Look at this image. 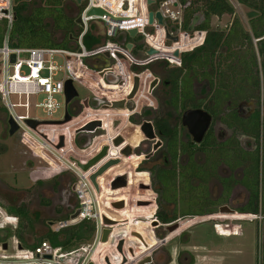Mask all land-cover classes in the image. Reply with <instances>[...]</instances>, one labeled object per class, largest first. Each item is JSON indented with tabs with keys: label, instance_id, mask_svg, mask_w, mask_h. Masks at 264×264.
<instances>
[{
	"label": "rangeland",
	"instance_id": "obj_1",
	"mask_svg": "<svg viewBox=\"0 0 264 264\" xmlns=\"http://www.w3.org/2000/svg\"><path fill=\"white\" fill-rule=\"evenodd\" d=\"M70 8H68L69 13L71 15H76L77 9L73 7L72 10H70ZM234 10V14L225 13L221 17L212 16V26L217 29L226 30L230 26L231 21L237 17L246 28H249L248 17L246 16V12L249 11V9L236 3L234 5ZM200 19L201 17H199L197 21ZM76 30L77 27L74 30V34ZM173 30L177 31L176 28H173ZM189 31L190 33L192 32V30ZM56 36L60 39V33H57ZM252 40L256 52L257 63L259 64L257 71H259L261 79H263L260 66L261 56L258 51V45L255 39ZM192 43L193 41L190 38H186L183 34L180 41L178 40L174 46L179 49L182 45L184 47L183 49L192 48L190 50H193L195 44ZM73 44L74 38L70 45L72 46ZM161 50L163 54L167 53V49L162 48ZM220 50L224 53L225 47H222ZM244 50L245 47H241L240 51ZM222 56L224 55L222 54ZM56 59L60 63L62 62L61 57L56 56ZM219 60L220 64L218 65L217 61ZM233 65L236 66L239 65V63L233 59H225L224 57L216 56L215 60H213L212 71H222L228 75L232 69L228 67ZM165 66L168 68L167 64L162 62L160 65H154L153 70L163 73L162 70L165 69ZM239 66L235 68L237 69ZM41 74H46V72H42ZM147 74L148 72H146L144 76ZM215 76L216 75H214V77ZM57 77H61V73H59ZM241 77H243V74ZM246 77L248 78L249 76ZM224 78L226 81H233V78L229 76ZM255 79L254 76V81ZM146 83L147 81L139 87L134 97L138 108L148 104L147 102L151 100L148 84ZM73 84L78 91V96L69 102L68 109L70 111L73 110L74 117L63 124L42 123L38 127L36 126L37 128H35V130H39L41 133H35L34 130H30L27 134L21 131L12 136L9 135L6 120L7 113L0 102V204L5 208L15 204L25 205L32 217L31 222L26 220L27 225L24 229L27 242L32 243L38 241L48 230H53L59 222H66V225L62 228L78 223L82 219L81 209H84L81 202L83 200L86 201L87 196L91 198V204L87 202L85 207L89 213V220L93 221L95 224V230L91 241L82 243L77 248L68 251L64 257H55V261H52L54 264H87L97 247L98 241L101 239L102 229L106 227V225L103 224V214L101 215L100 212V203L96 200L97 195L94 193L92 186L88 183L87 178L82 176V172L77 170L75 166L77 162L75 159L84 163L89 159L90 154H96L103 145L109 147L108 155L102 159L105 160L104 162L114 157L120 159L119 163L106 169L101 174L100 178L96 177L97 187L93 185L95 190L101 189L102 191H107L106 189L109 187L110 190L108 191H112L113 194H116L115 199H122L124 202L123 207L117 208L113 205L111 206L112 211L119 215V217L115 216L119 218V221L125 218V216L132 215L134 212H142L150 215L155 207V203L157 204V209L159 203L158 192H156L158 183H155V185L152 184L151 187L148 183V172L137 169V166L140 165L143 159V154L132 152L127 156L120 153L126 146H131L132 148L137 147L138 143H140L144 137L140 127L136 124L137 122L134 123L127 119L133 112L128 108L132 109L134 104L130 103L128 108L123 109L86 108L83 110L77 101L82 102L83 98L89 97V94L78 83ZM213 88L212 85L211 91ZM117 89L118 88L110 89L109 92H116L118 93L115 94L116 96L125 98L123 95L127 92V89ZM241 89L242 87L239 84V87L236 85L234 91L239 93ZM195 91L197 96H201L207 91L205 79L203 80L200 78V83L195 85ZM159 92L165 98L164 88H160ZM103 93L104 95H110L107 94L106 91H102V94ZM226 93H228V90ZM43 96L44 95H40L37 101L41 100ZM224 96L225 93L223 91V97ZM54 97L60 102V107L56 111L46 113L42 109L34 107L33 103L35 98H32L29 114L41 120H61L64 116L65 98L62 94H55ZM14 99L16 101V98ZM224 103L226 102L224 101ZM224 103L221 111L225 110ZM72 105L74 106L72 107ZM90 106L95 107L94 104H90ZM234 106L235 105H232V107ZM259 109L261 115L264 116V99L262 97L260 99ZM82 110L83 112L80 113ZM17 111L23 113V109L21 108H17ZM164 111H167V109L164 108ZM92 119L101 120L102 126L97 127L92 132L79 131L75 133V129L78 128V126H82V124ZM113 120H120V124L118 126L113 125ZM172 122L175 123L176 121ZM215 126L218 130L226 131L219 123ZM180 134L184 139L190 138L185 128L181 130ZM60 136H63L65 139L63 145L57 147ZM118 136H121L124 141L122 144L116 146L114 144V139ZM53 142H55L56 145L53 144ZM243 143L245 145L247 144L246 139H243ZM60 153L64 155H60ZM69 155H72L73 158H70ZM247 155L248 157L250 156V159H253L257 154L251 153ZM154 163L155 161L153 160L146 161L145 166L149 167ZM211 167L209 161L202 167L203 170H200L199 174L206 177L207 171L210 169L212 170ZM249 168L250 175H246L243 179L240 177L242 169H236V171L235 169H231V172H234L225 178L218 175L219 173H217L215 169L217 176L222 179V181H220L221 184L228 183L232 184L231 188H233V186H241L247 189V195L239 189L236 191L237 194L233 197L230 196V198L229 194L227 196L225 191L220 195L218 194L220 191V184L215 179L211 178L209 181L200 182L195 180L182 183L179 176L175 179L170 174L164 173L163 178L165 184L169 185L168 189L166 188L165 190V195L167 198H170L172 202L170 204H164V211L166 210L167 217H171L175 211L178 218L171 223L163 224L156 217L155 211H157V209L155 208L153 213V215H155L153 218L157 222L153 226H155L154 231L156 232V236L145 233L148 237L147 242H145L143 239L140 241L139 237L132 234L131 238L135 240L133 242L134 245H129V243L122 244L125 242L124 234L126 235L129 233L126 232L125 228H122L123 230H118L112 236L109 243L105 244L106 246H102L99 250H96V253L91 259L95 261L96 264L102 262L100 259L103 258L110 260V264H138L146 257L145 255H149L150 261L144 264H264V208L263 210L261 209V205L264 206L263 154H261L259 162L253 159L250 162ZM121 170L125 171L124 174L126 176L141 181L140 185L127 187V189H123L122 191L112 190L110 188V182L108 183L110 174L107 172L114 173ZM228 170L229 169L225 167V170L221 171V173L227 174ZM235 175L237 176V181H235ZM88 179L90 178L88 177ZM100 179L101 181L99 182ZM256 194L259 203V211L257 212V217L251 221L238 219L224 220L217 219V217L209 219L210 217L207 216L190 217L192 215L181 216L179 214L183 212L194 213L204 211L214 205H216V212L214 213H219V207L223 205H227L232 210L228 213H240V211L236 210L244 206L246 202L248 203V200L249 203H251V200H253ZM154 196L156 200L155 203ZM225 199V202L219 203ZM101 202H104V199L101 200ZM76 211H79V213L72 218V214ZM251 213L255 214L254 212ZM66 217L67 219H65ZM20 220L21 219L18 217L17 227L7 226L5 229H1L0 236L3 237L8 231L14 233L18 230ZM116 221V219H113L114 224L109 225L115 226ZM158 221L160 222L158 223ZM175 223L178 224V227L172 232H169L167 226ZM0 224L13 225L14 220L7 218V216H2L0 217ZM9 239H16V237L12 236ZM44 240L48 241L43 237L40 242ZM161 241L165 243H161ZM119 246H121V249ZM103 248L104 250L101 251ZM14 251L15 250L11 248L10 242L6 253H12ZM61 251L66 252L64 249ZM135 255L137 256L134 258Z\"/></svg>",
	"mask_w": 264,
	"mask_h": 264
},
{
	"label": "built area",
	"instance_id": "obj_2",
	"mask_svg": "<svg viewBox=\"0 0 264 264\" xmlns=\"http://www.w3.org/2000/svg\"><path fill=\"white\" fill-rule=\"evenodd\" d=\"M229 1L233 6L237 3L236 0ZM189 4L190 0H152L151 3L147 0H82L81 8L76 14V18H80V23H76L74 44L63 48L12 45L10 30L15 18L14 0H0V23H4L0 44V102L6 110V120L11 117L18 125V130L14 134L21 131L27 134L30 131L25 122L26 119L41 120L29 114L32 98H35L34 107L46 113L54 112L60 107V102L54 95L62 94L65 98L64 82L66 79H71L73 83L81 85L88 92V98L96 105H100L97 107L89 105L83 107V110L98 109L119 97L115 95L118 93L109 92L110 89H127V92H130L136 77L138 78V89L146 81L149 86L155 76L149 68L142 71L144 67L160 62L166 63L167 66H180L182 54L192 49H183L182 45L180 49L174 46L180 34L190 38L195 44L194 47L201 45L206 35L204 30H194L190 33L180 29L184 8ZM92 8H100L103 13L89 14ZM150 12L153 13L151 22ZM156 12L161 14L162 23H159ZM131 29L136 30L134 36L128 33ZM88 33L99 37V42L91 47H87L85 43ZM166 33H169L171 37L168 38ZM173 36L177 39L173 40ZM128 43L131 47L127 46ZM162 48L167 49L165 56H163ZM149 49H153L154 52L149 53ZM175 51H178V55L174 54ZM11 55H14L13 61ZM56 56L61 57V63ZM42 72L46 74L42 75ZM145 72L148 74L140 77ZM59 73L61 77H57ZM102 91L110 95H104ZM40 95L44 96L37 101ZM65 106L64 100V111ZM17 108L23 109V113L17 111ZM34 132L41 133L39 130H34ZM90 175V173L85 175L89 184L91 183L88 179ZM86 199L81 202L84 208L81 209L82 219H88L89 216L85 207L87 202L91 204V198L87 196ZM206 215L212 214L199 216ZM248 215L257 217V214L248 213ZM2 216L11 218L14 224H0V230L7 226L17 227L18 217L8 213L0 205V217ZM253 219L250 217L239 220L251 221ZM64 225L66 222H59L53 230L57 231ZM4 242L6 241H0V264H54L52 261H55V257H64L68 253V251L62 252L59 246L53 247L46 240L39 242L34 248L18 247L16 239L11 240V248L15 251L6 253L10 242H7L6 249L2 247Z\"/></svg>",
	"mask_w": 264,
	"mask_h": 264
},
{
	"label": "trees",
	"instance_id": "obj_3",
	"mask_svg": "<svg viewBox=\"0 0 264 264\" xmlns=\"http://www.w3.org/2000/svg\"><path fill=\"white\" fill-rule=\"evenodd\" d=\"M236 2L249 10L257 12L255 16L248 19L249 28H246L242 21L237 17L231 21L230 26L226 30L217 29L212 26V16L221 17L225 13L234 14V6L229 0H190V4L184 8L180 29L185 31L204 30L206 31V35L201 45L195 47L193 50L185 51L183 53V66L182 68H177L178 71L175 73V76H173V91L175 98L171 103L176 109L203 106L200 103H194L189 82L192 74L200 73L204 76L209 73L211 85H213L214 89L212 91V104L207 106V108H209L211 112L215 113L218 117L222 116L221 119L223 121L225 120L228 127H237L242 133L253 134L255 136L257 143V150L255 154L257 155L253 159H255L256 162H259L261 154H263L264 158V116L261 115L260 109H258L256 114L248 119H243L236 115L235 112L232 113V111L227 112L224 116L221 115L224 97L222 85L218 84V81H220V79L225 80L224 77L220 78V74H223L224 72L212 71L213 60H215L216 56L236 60L240 66L236 65L239 66L237 69L234 65L231 67L229 66L228 68H232L230 70V72H232L231 78L236 80V78L239 77L238 79L242 81L241 93L244 95L246 92H255L259 103L261 97L264 99V0H236ZM73 7L76 8L78 12L81 5L77 4L73 0H14L15 18L10 30L11 44L22 47L65 48L70 46L74 37V30L77 27L75 22L76 15H71L68 10V8L72 10ZM199 17H201V19L197 21ZM3 31L4 23L1 22L0 44ZM57 33H60V39L57 38ZM252 39H258L256 42L261 56L260 66L263 79H261V75L259 71H257L259 64L257 63L256 52L254 50ZM97 42H99L98 36L95 37L90 33L86 35L85 43L87 47H91ZM222 47H225L224 53L220 50ZM241 47H245V50L240 51ZM221 53L224 56H222ZM217 64H220V60L217 61ZM145 73L140 76L143 77ZM242 74L243 77H241ZM214 75L216 76L214 77ZM246 76L249 77L247 78ZM254 76L256 78L255 81ZM179 80H181V82H179ZM250 80L252 81L250 82ZM246 83L253 84V87H247ZM229 97L230 95L227 96V98ZM204 107L206 108V106ZM190 143L191 141L182 142L179 137L175 138L173 142L169 139V146L173 147V156L176 154L178 155V146L183 147L182 151L189 150L187 147L190 146ZM201 144H219L220 146L226 145L227 147L221 150L220 153L217 149V159L215 161H213L211 157H207L208 161L211 163L210 165L212 166V170L210 169L207 171L206 177L201 176L199 171L203 170L202 167L207 163L198 164L193 162L191 159L187 163L179 165V172L176 171L175 168L171 170L172 173L170 175L172 177L176 179L179 176L182 183L195 180L200 182L206 180L209 181L212 176L216 175L215 164L219 161H223L226 165L230 166L232 170H234L238 165H242L241 179H243L246 175H250L249 166L253 159L251 158V160L250 156L248 157L247 155L248 153L243 149L230 150L234 145L238 144L237 142H214L212 134L209 133ZM206 152L207 154H210L208 151ZM223 152L226 153L224 158H218V154L221 155ZM233 153H236L234 157H232ZM175 159L176 156L172 159L173 165ZM160 175L161 176L154 174L153 176L154 185L155 183H158L156 192H158L159 203L156 215L163 224H168L175 221L178 217L176 216L177 214L175 211L171 217H167L165 212L166 210L164 211V204L166 205L172 202L170 201V198H167L165 195V190L166 188L168 189L169 185L165 184L163 178L164 173ZM222 187V192L225 191L228 196L232 184L225 183L222 184ZM226 199L220 201L219 203L225 202ZM215 207L216 205L200 212H183L179 214L181 216L203 215L208 213L212 214L216 212ZM263 208L264 206L261 205L262 210ZM5 210H7L8 213L17 215L21 220L18 230L14 233L8 231L3 237L0 236V241L13 236L16 237L22 247L34 248L39 244L41 238L44 237L53 247L59 246L65 251H70L77 248L82 243L90 242L95 230L94 222L90 221L89 218H84L76 224L66 226L57 231L48 230L38 241L29 243L26 240L24 229L27 225L26 220L31 222L32 217L25 205H10L6 207ZM236 211L257 213L259 211L257 194L253 200H251V203H249L248 200V203L246 202L243 207H239ZM153 213L154 212L149 215V218H145L146 214L142 212H134L132 215L125 216V218H123L119 223L121 226L120 228L134 229L138 232H144L156 236L154 231L155 226H153L155 225L154 223H156V220L153 218L155 215H153ZM65 219H67V217Z\"/></svg>",
	"mask_w": 264,
	"mask_h": 264
},
{
	"label": "flooded vegetation",
	"instance_id": "obj_4",
	"mask_svg": "<svg viewBox=\"0 0 264 264\" xmlns=\"http://www.w3.org/2000/svg\"><path fill=\"white\" fill-rule=\"evenodd\" d=\"M248 19H250V18H248ZM257 40L258 39H255V41H257ZM182 56H183V54H182ZM156 64L160 65V64H162V62L155 63V64H152L150 66H146L142 69V71H143L146 68L147 69L149 68L151 73L155 76L151 82V84H152L155 81L154 85L151 87V84H149V86H148V89L150 91L149 95L151 97L150 102H147L148 104L140 106L139 108L136 106L137 103L134 100V97L136 96L138 89H137L136 93L131 97H129V95H130L132 90L130 92H126L123 95L125 98H120L121 97L120 96V97L115 99V100L124 99V101H125L124 103H125L126 108H128V105L130 103L134 104L132 109L128 108L131 112L133 111L127 118L129 121H133L134 123L137 122L136 124H139V123L141 124L144 121H148L151 123L152 132L154 134V137L153 138L146 137V135L143 133L144 137L140 141V143H138V146L135 148L131 147L132 152L143 154V159H142L140 165L137 166V169L138 170H144V171L148 172V179H149L148 183L151 187H152V184H154V182H153L154 174H157L159 176H161L160 174H162V173L171 174L172 173L171 170H173L174 168H175V170L179 171V165L187 163L188 161H190V159L193 160V162H196L198 164L208 163L209 161H208L207 157H211L212 160L215 161L217 159V149L220 153V151L225 149L227 146L226 145L220 146L219 144H216V145L215 144L214 145L204 144V145H202L201 143L206 139V137L208 136L209 133L212 134L214 142H218V143H230V142H234V141L237 142L238 144L234 145L232 147V149H230L231 151L234 149L235 150L243 149L248 154H251V153L255 154V152L257 150V143H256L255 136L253 134L242 133L241 130L238 129L237 127H234V128L228 127L225 120L223 121L221 119L222 116L218 117L217 115H215V113L211 112V110L209 108H207V106H210L212 104L211 103L212 91L214 89L213 88L211 91L212 85H211L209 73H207L204 76H203V74H200V73L192 74L190 77L189 84H190L191 94H192L194 103H200L201 105H203V106H201V108L207 110L211 114V117H212L209 128L207 129L202 141L200 143H195L192 139V136L187 131L186 127H184L181 123V115L185 109H182V108L176 109V108H174V106H172V103H171L173 101V99L175 98V94L173 91V86H174L173 76H175V73L178 71L177 68H182L183 62L181 63L180 66H167L168 68H166V66H165V69L162 70L163 73L155 72L153 70L154 69L153 66ZM228 75L231 78L232 72H229ZM222 77H226V74L225 73L220 74V78H222ZM200 78H202L203 80L204 79L206 80L207 91L204 94H202L201 96H197L196 91H195V85L200 83ZM238 78H236V80L233 79V81H231V82L225 81L226 79L225 80L220 79V81H218V84L222 85V90L225 93L223 100L226 102V103H224L225 104V106H224L225 110L221 112V115L224 116L227 114V112L232 111V113L235 112V114L238 115L239 117H241L243 119H248V118L252 117L254 114H256V112L258 111L259 102H258V99H257L255 92H246L243 95L241 92L237 93L236 91H234V88L236 87V85H237V87H239V84L242 86V81L239 80ZM251 81L252 80H250V82ZM179 82H181V80H179ZM213 84H214V82H213ZM246 86L247 87H253V84L246 83ZM160 88H164L165 98L159 92ZM228 89H229V91H228V93H226ZM228 95H230L229 98H227ZM85 99L87 100L88 105L94 104L95 107L100 106V105H96L95 103H93V101H91L88 97H85V98H83L82 102L77 101V103L79 104L81 109L83 107H85L83 104V101ZM68 104H67V106H65V109H67L73 115L74 112H73V110L70 111L68 109ZM232 105H235V106L232 107ZM73 106L74 105H72V107ZM204 106H206V108ZM164 108H166L167 111H164ZM190 108H198V107L194 106V107H190ZM135 110H138V111H135ZM118 121L119 122L115 126H118L120 124V120H118ZM172 121H176V122L173 123ZM179 122H180V124H179ZM217 123L222 125V127H224L226 129V131H228V132L218 130L215 126ZM183 128L186 129L190 138L184 139L181 137L180 133H181V130ZM80 132H83V131H80ZM178 137L182 142H190L191 141V143L189 144L190 146L187 147L189 149L187 151H182L183 147L178 146L179 152H178V155L177 154L175 155L176 159L174 162V165H175V167H174V165L172 164V159L175 156H173V150H172L173 147L169 146V139L171 142H173L174 139L178 138ZM243 139H246V141H247L246 145L243 143ZM156 144H157V146L155 148ZM209 150H211V151H209ZM206 151H208L210 154H207ZM230 153H232V152H230ZM225 154H226L225 152H223L221 155L218 154L219 155L218 158H220V159L224 158ZM235 155H236V153H233L232 157H234ZM91 156H93V154H90L89 158ZM150 160L155 161V163L149 167L145 166V162L150 161ZM104 161L105 160H101V162H99L95 166L91 167L87 171L94 172L95 168L100 166ZM238 166L235 168V171H236V169L241 170L243 168V166H239V167ZM121 167H122V165H121ZM225 167L227 169H229L228 173L222 174L221 171L225 170ZM215 169H216L217 173H219L218 175H220L222 178L230 176L234 172V171L231 172L230 166L226 165L223 161H219V163L215 164ZM87 171H85V172H87ZM107 173L110 174V178H108V180H110L112 177H114L118 174H124L125 171L121 170V171H117L114 173L113 172L110 173L108 171ZM216 175L212 176L211 178L215 179L219 182L220 191L218 194L220 195V194H222L223 187H222V184L220 183L221 178H219ZM98 176L100 178L101 174ZM240 177L242 178V173H241ZM234 178H235V180H237L236 175L234 176ZM101 179L99 180V182L101 181ZM139 182L141 183V181H139ZM239 189H241L244 192V194H246V195L248 194L247 189L245 187H241V186L234 187L233 186V188H231V191L229 193V198H230V196L231 197L235 196L237 194L236 191H238ZM122 190H123V188L119 189L117 191H122ZM155 202H156V200H155V196H154V203ZM155 208L157 209L156 203H155V207L152 210V212L155 211ZM241 214H243V215H241ZM250 214H253V213H250ZM255 214H257V213H255ZM194 216H199V215H194ZM206 216L210 217V218L221 217V218L231 219V220H237V219L239 220L241 218H250V217L255 218V215L250 216V215H248V212L247 213H243V212L238 213L237 212V214L228 213V212H219V213H213V215H206ZM147 217L149 218V215L146 214L145 218H147ZM156 217H157V215H156ZM159 222L160 221H158V223ZM132 230H134V229H132ZM140 233H142V232H140ZM9 238H11V237H9ZM9 238H6L4 241H6V243H7L10 240L9 242H11L12 239H9ZM18 245H21V244L18 242ZM7 247H8V244H7Z\"/></svg>",
	"mask_w": 264,
	"mask_h": 264
},
{
	"label": "water",
	"instance_id": "obj_5",
	"mask_svg": "<svg viewBox=\"0 0 264 264\" xmlns=\"http://www.w3.org/2000/svg\"><path fill=\"white\" fill-rule=\"evenodd\" d=\"M77 4H80L82 0H74ZM148 3H151L152 0H147ZM103 10L100 8H92L89 11V14H102ZM257 14L256 11L253 10H249L246 12V16L248 18H251L253 16H255ZM156 16L158 18L159 23H162V16L159 12H156ZM153 19V13L150 12L149 13V20L150 22ZM76 23H80V18L77 17L75 19ZM130 36H134L136 33L135 29H131L128 31ZM166 36L168 38H170V34L166 33ZM173 40H176L177 37L173 36L172 37ZM128 47H131V44L128 43L127 44ZM149 53H153L154 50L153 49H149L148 51ZM175 55H178V51L174 52ZM11 60H14V55H11ZM155 81L151 84V87L154 85ZM138 89V78H135V82H134V86L133 89L129 95V97L133 96L136 91ZM64 95H65V105L67 106V104L74 99L75 97L78 96V91L76 89V87L74 86L73 82L71 79H66L64 82ZM124 99L122 100H113L111 101L109 104H104L101 106V108L104 109H123L126 108L125 107V103H124ZM83 104L85 107H88V103L87 100L85 99L83 101ZM74 117V115H72L67 109H65L64 111V116L61 120H56V121H48V120H37V119H26L25 122L26 124L35 129L36 126L44 123V124H63L66 123L68 121H70L72 118ZM211 114L201 108H187L182 112L181 115V123L184 127H186L187 131L189 132V134L192 136V139L195 143H200L207 131V129L209 128V125L211 123ZM119 121L118 120H113V125H116ZM7 124H8V134L9 135H13L17 130H18V125L16 124V122L9 117L7 119ZM102 126V121L101 120H89L88 122L84 123L82 126L78 127L75 129V133L79 132V131H88V132H92L94 131L97 127ZM138 126L140 127V130L146 135V137L149 138H153L154 134L152 132V126L151 123L148 121H144L141 124L139 123ZM63 141L64 138L63 136H60L59 138V144L57 145V147H61L63 145ZM124 141V139L121 136H118L114 139V144L116 146L122 144V142ZM157 144L155 145L156 148ZM108 150L109 147L107 145H103L101 146L100 150L94 154L91 158H89L88 160H86L85 163L80 162L78 160H76L77 165L84 171L89 170L92 166L98 164V162H100L105 156L108 155ZM121 154L123 155H130L132 153V148L131 146H126L124 147L121 151ZM120 162V159L117 157L111 158L110 160H107L106 162H104L101 166L95 168L94 172L90 175V180L92 182V184L97 187L96 184V177L100 174H102L106 169H108L110 166L117 164ZM97 169V170H96ZM127 184V177L125 174L119 175L115 178H113L110 181V187L112 189H116L118 187H124ZM112 205L114 207H123L124 206V202L122 200L119 201H114L112 202ZM232 211L227 205H223L219 207V212H229ZM79 213V211H76L74 214H72V218L77 216V214ZM211 214V213H209ZM104 223L107 225L109 224V221L104 217L103 218ZM157 222V221H155ZM156 224V223H154ZM178 227V224H172L167 226V229L169 232H172L173 230H175ZM108 233H109V228L104 227L102 229V234H101V240H106L108 238ZM121 243V242H120ZM2 247L6 249L7 247V243L4 242L2 244ZM18 247H21V245H18ZM119 248L121 249V246H119ZM48 258H50V256H47ZM150 261V256H146L143 260H141L138 264H144L146 262ZM87 264H93L91 261H89Z\"/></svg>",
	"mask_w": 264,
	"mask_h": 264
},
{
	"label": "bare ground",
	"instance_id": "obj_6",
	"mask_svg": "<svg viewBox=\"0 0 264 264\" xmlns=\"http://www.w3.org/2000/svg\"><path fill=\"white\" fill-rule=\"evenodd\" d=\"M182 35L183 34H180V38L182 37ZM180 38H179V41H180ZM180 49V48H179ZM167 53H165L163 56H165ZM29 129L30 130H35V129H33V128H31V127H29ZM36 131V130H35ZM28 133V132H27ZM43 145V144H42ZM57 150V149H56ZM61 155V154H60ZM70 156V158H73V156L72 155H69ZM75 166H76V168H77V170H79L80 172H82V176H85V173L86 172H84V171H82L81 170V168L78 166V165H76L75 164ZM87 171V170H86ZM92 174L93 172L92 171H88L87 173H86V175L87 174ZM119 175H122V174H118V175H116V176H114V177H112L110 180H108V183L113 179V178H115V177H117V176H119ZM97 177H99V176H97ZM127 177V184H126V186H124V187H118V188H116V189H112L111 187V189L112 190H119V189H122V188H126V187H130V186H133V185H139L140 184V182L139 181H137V180H134V179H132V178H130V177H128V176H126ZM90 185L92 186V189H93V191H94V193L97 195V198H96V200L100 203V212H101V215H102V217L104 218H106L108 221H109V224H114L113 223V219H116L117 221L115 222V226L114 225H109V224H105L104 223V221H103V224L104 225H106V227L107 228H109V233H108V238L106 239V240H99L98 241V243H97V247H96V249H95V251L93 252V255L96 253V250H99L102 246H104L105 244H107V243H109V241L111 240V238H112V236L118 231V230H123L122 228H120V225H119V223H120V221L118 220L119 218H117V217H119V215H117L116 213H114L113 211H112V202H114V201H119V200H121V199H115V195L116 194H113V192L112 191H108V190H110L109 189V187H107V191H105V190H101V189H98V190H95V188H94V186H93V184L92 183H90ZM104 199V202H101V200H103ZM103 212V213H102ZM115 216H117V217H115ZM191 217H193V216H191ZM186 220V219H185ZM114 226V227H113ZM120 228V229H119ZM93 255H92V257H93ZM91 257V258H92ZM90 258V260L89 261H91L92 259ZM94 259V258H93ZM93 264H95V261H91Z\"/></svg>",
	"mask_w": 264,
	"mask_h": 264
},
{
	"label": "crops",
	"instance_id": "obj_7",
	"mask_svg": "<svg viewBox=\"0 0 264 264\" xmlns=\"http://www.w3.org/2000/svg\"><path fill=\"white\" fill-rule=\"evenodd\" d=\"M61 154V153H60ZM61 155H64V154H61ZM123 189H127V188H123ZM213 218H215V217H213ZM209 219H212V218H209ZM217 219H224V220H226L225 218H219V217H217ZM126 230V232H129V233H127L126 235L124 234V241L125 242H123L122 244H126V243H129V245H134V239L133 238H131V235L133 234L134 236H137V237H139L140 238V241L143 239L145 242H147V240H148V237H147V235H145V233H140V232H137V231H135V230H132V229H125ZM145 235V236H144ZM161 243H165L164 241H161ZM136 245V244H135ZM104 246H106V245H104ZM138 246V245H137ZM104 250V248L101 250V251H103ZM137 255H135L134 256V258L136 257ZM145 256H147V255H145ZM97 258H98V256H97ZM107 259H109V258H107ZM102 262H100L101 264H110V260H106L105 258H103V259H100ZM134 261H136V260H134ZM134 261H131V262H134ZM99 263V264H100Z\"/></svg>",
	"mask_w": 264,
	"mask_h": 264
}]
</instances>
